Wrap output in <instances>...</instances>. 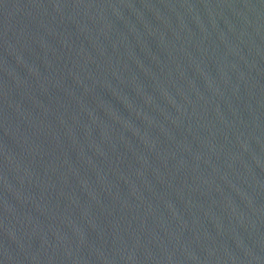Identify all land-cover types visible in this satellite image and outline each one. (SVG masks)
I'll return each instance as SVG.
<instances>
[{"label": "water", "instance_id": "95a60500", "mask_svg": "<svg viewBox=\"0 0 264 264\" xmlns=\"http://www.w3.org/2000/svg\"><path fill=\"white\" fill-rule=\"evenodd\" d=\"M0 264H264V0H0Z\"/></svg>", "mask_w": 264, "mask_h": 264}]
</instances>
